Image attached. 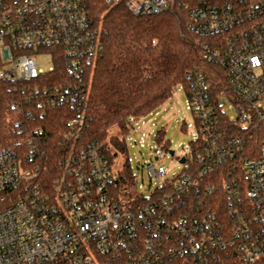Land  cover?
<instances>
[{"label":"built area","instance_id":"2783aa9c","mask_svg":"<svg viewBox=\"0 0 264 264\" xmlns=\"http://www.w3.org/2000/svg\"><path fill=\"white\" fill-rule=\"evenodd\" d=\"M94 0H0V79L19 83V138L0 148V264H214L264 256V0H103L135 15L179 7L201 58L226 72L187 75L195 138L175 176L146 163L157 185L136 193L122 132L87 141L100 55ZM50 56L48 70L36 57ZM62 62L60 79L50 80ZM62 107L58 173L45 183V118ZM21 115V116H20ZM42 117V118H40ZM140 120V119H139ZM131 132L135 129V124ZM130 132V133H131ZM116 141L124 145L121 149ZM165 138L157 159L171 151ZM174 156V153L171 154ZM184 158L185 161L181 162ZM127 164H129L127 168Z\"/></svg>","mask_w":264,"mask_h":264},{"label":"trees","instance_id":"16d2710c","mask_svg":"<svg viewBox=\"0 0 264 264\" xmlns=\"http://www.w3.org/2000/svg\"><path fill=\"white\" fill-rule=\"evenodd\" d=\"M91 16L102 49L95 66L85 75L90 87L88 129L84 134L87 141L105 140L113 127L126 137L136 121L171 100L178 85L187 90L190 71L204 70L212 87L217 76L226 80L224 69L201 58L202 40L186 29V13L177 6L158 15L140 16L123 4L110 6L94 0ZM61 63L48 75L50 80L64 77ZM21 100L19 83L0 79V148L13 146L19 138L14 124L19 109L11 104ZM62 110L51 108L44 122L45 146L51 155L42 172L45 183L58 173L57 147L66 130ZM163 138L165 131L159 133L158 141ZM116 144L124 149L123 144ZM214 264L242 263L225 256L221 263ZM251 264H264V256Z\"/></svg>","mask_w":264,"mask_h":264},{"label":"rangeland","instance_id":"374dc122","mask_svg":"<svg viewBox=\"0 0 264 264\" xmlns=\"http://www.w3.org/2000/svg\"><path fill=\"white\" fill-rule=\"evenodd\" d=\"M36 60L39 68L44 70L52 65L47 55H39ZM161 131H165V140H168V148L174 156L168 152L165 158L157 159L155 150L160 144L158 136ZM195 135L194 115L188 108L187 92L180 84L171 100L140 118L135 129L125 137L131 169L125 170L123 175H135L136 187L132 186V189L136 193L149 194L156 187L157 179L150 177L145 168L146 163L163 166L168 177L180 173L183 167L178 158L190 154V144Z\"/></svg>","mask_w":264,"mask_h":264},{"label":"water","instance_id":"95a60500","mask_svg":"<svg viewBox=\"0 0 264 264\" xmlns=\"http://www.w3.org/2000/svg\"><path fill=\"white\" fill-rule=\"evenodd\" d=\"M171 154H173V152H171ZM184 161H185V159H184V158H182V159H181V162H184Z\"/></svg>","mask_w":264,"mask_h":264}]
</instances>
